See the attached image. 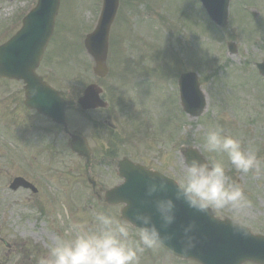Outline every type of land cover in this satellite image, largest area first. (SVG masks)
I'll use <instances>...</instances> for the list:
<instances>
[{
	"label": "rangeland",
	"instance_id": "obj_1",
	"mask_svg": "<svg viewBox=\"0 0 264 264\" xmlns=\"http://www.w3.org/2000/svg\"><path fill=\"white\" fill-rule=\"evenodd\" d=\"M33 1L0 0V33L16 29L21 15ZM234 1H231L227 27H215V31L196 0H120L118 13L121 17L112 27L110 41L113 42L117 33L116 47L110 57L116 71L111 66L110 76L99 83L92 74L93 61L84 49L83 39L97 21L101 0H60L54 33L56 37L58 33L61 35V42L59 36L58 39L55 37L49 49L51 53H48L49 58L58 57L55 65L47 67L45 72L49 77L60 79L55 83L61 90L62 79H65L64 83L70 84L68 91L71 87L72 94L77 91L74 98L79 93L76 88L90 82H98L115 94L114 106L109 113H93L86 121L88 127L82 128L83 132L89 131L90 126L96 128L98 122L104 121L109 123L112 133L123 132L128 136L121 147L118 140L108 137L98 136L94 141L96 146L104 147L103 152L97 153L93 165H88L90 174L99 185L111 187L119 181L111 158L106 157L111 142L121 148L115 159L128 156L174 179L184 161L181 146H194L207 159H222L228 180L239 184L243 190L246 204L239 209L223 210L218 217L239 220L253 233L264 234V91L258 95L255 87L264 80L262 83L254 74L246 79V70L237 68L243 67L241 64L250 58L257 61L264 58L261 48L264 38L258 35L243 43L242 39L246 38L237 32L232 21ZM145 2L152 5L145 7ZM248 6V11H258L257 20L263 16L264 0ZM255 28L264 31V22L255 24ZM248 30L252 32L250 28ZM204 32L208 33L204 37L196 35ZM171 33L176 34L173 39ZM230 41L236 42L239 48L235 55L227 52L226 44ZM249 42H253V46L247 45ZM178 54L189 70L199 73L202 91L206 95V109L198 118L182 114L180 110L176 80L182 67L174 74V65L180 60ZM254 79L258 81L252 82ZM48 83L55 88L52 82ZM6 88V94H16V90L21 89L17 85ZM2 96L0 93V98ZM67 98L73 99L69 95ZM7 99H0V106L6 108ZM14 110L11 114L20 116ZM107 114L109 118L105 117ZM0 119L8 122V116ZM77 120L72 119V123ZM215 121L217 125H214ZM212 126H220L243 147H251L260 166L248 173L239 172L226 156L204 151L203 138ZM3 135L4 138L0 135V264H29L27 258L18 254L26 238H46L51 240L48 244H53V238L65 233L73 223L86 230L94 229V211H104L119 218V207H106L97 199L86 180L87 167L69 153L65 140L59 142L62 145L58 159L48 163L21 144L6 147L7 134L3 132ZM15 175L32 180L41 190L40 194L11 190L6 179L10 177V182ZM61 215L62 220L58 219ZM3 240L13 246L7 247ZM147 250L142 252L139 264H196L166 252L152 249L149 254Z\"/></svg>",
	"mask_w": 264,
	"mask_h": 264
},
{
	"label": "water",
	"instance_id": "obj_2",
	"mask_svg": "<svg viewBox=\"0 0 264 264\" xmlns=\"http://www.w3.org/2000/svg\"><path fill=\"white\" fill-rule=\"evenodd\" d=\"M208 13L219 24H224L227 17L228 0H201ZM118 0H103V7L96 28L86 36L85 46L95 61L94 71L103 76L107 69L105 60L107 55V41L110 24L114 18ZM59 0H38L37 5L23 19L22 27L16 35L0 47V76L22 78L26 81V104L40 112L64 122L65 103L59 94L47 86L35 75V67L41 58L45 44L52 33L54 18L57 13ZM183 107L191 115H198L205 107L203 94L199 91L196 75L185 73L180 80ZM33 88L37 89L33 95ZM96 86L90 85L79 99L83 108L103 106L98 99ZM72 150L88 155L85 140L73 136ZM185 157L190 161L196 158L203 162L202 156L196 149L187 148ZM119 174L124 181L107 190L104 199L109 204L122 203L120 216L123 219L136 223L132 217L133 207L139 206L140 199L144 198L146 182L150 177L163 174L134 164L126 159L119 163ZM20 183L24 180L17 178ZM168 196H173L176 186L173 179L168 177ZM17 180V181H18ZM25 184V183H23ZM16 186V185H15ZM159 195H164L163 193ZM176 221L166 230L173 234V240L165 244V248L173 254L194 259L201 264H243L251 261L264 264V235H256L246 228L248 235L244 236L236 231L230 220L214 219L211 213L205 214L188 208L182 201H177ZM127 205V206H126ZM154 213L148 206L145 209ZM154 220L159 228L158 217ZM195 221V246L187 253L182 251L180 238L183 227ZM164 234V230H161Z\"/></svg>",
	"mask_w": 264,
	"mask_h": 264
},
{
	"label": "clouds",
	"instance_id": "obj_3",
	"mask_svg": "<svg viewBox=\"0 0 264 264\" xmlns=\"http://www.w3.org/2000/svg\"><path fill=\"white\" fill-rule=\"evenodd\" d=\"M32 91L36 95L37 89ZM203 147L208 153L226 156L239 172L248 173L260 166L256 152L251 147H243L220 126L207 130ZM168 180L162 175L159 179L156 176L149 178L144 198L132 209L135 224L104 211H94V229L86 230L80 224H71L65 233L55 237L39 264H139L144 249L165 247L173 240V234L166 230L176 221L177 201L197 212L211 213L214 219L223 210L239 209L246 204L242 188L228 180L222 159L206 158L201 162L196 158L189 161L186 157L179 175L173 180L176 186L173 196L167 195ZM161 193L164 195H159ZM148 206L154 209V213L142 210ZM154 214L158 217L159 228ZM58 219L62 220L63 215ZM233 226L242 235H248L239 220L234 221ZM195 228V221L183 227L180 243L185 253L195 246Z\"/></svg>",
	"mask_w": 264,
	"mask_h": 264
},
{
	"label": "flooded vegetation",
	"instance_id": "obj_4",
	"mask_svg": "<svg viewBox=\"0 0 264 264\" xmlns=\"http://www.w3.org/2000/svg\"><path fill=\"white\" fill-rule=\"evenodd\" d=\"M13 34L14 33H0V44L10 38ZM58 36L59 33L57 34V37L56 33H52L41 62L36 68V72L41 75L44 80L52 82L53 84H55L56 80L60 79L45 76V69L51 65H55L54 62L58 56L52 59L48 57V53H51L49 51L51 44L55 37L58 39ZM243 64L248 65L246 62H243ZM2 85H6L7 87L17 85L21 89H17L16 94L11 92L6 94V89L8 90V88ZM24 85L25 83L21 80L0 78V93L3 94L0 99L8 98L6 108L3 105L0 106V117L8 116V122H4L2 120L3 125H0V133L4 131L7 133L10 144L13 143L16 146L21 144L24 149L28 150L32 154L40 155L48 163H52L60 156L62 143L59 144V142L63 139L61 137L64 133L63 126L54 122L50 118L39 114L36 110L30 109L24 105ZM66 90L68 91V88H66ZM72 91L73 87H71L68 93L64 94L67 100V95L72 96ZM68 107L70 108V105ZM14 109L18 111L20 116L11 114ZM67 122L68 124H72V116L69 113L67 116ZM90 137L92 138V135ZM65 146H69V143L66 140ZM111 163L114 164L115 159H111ZM33 164L35 165V163ZM100 188L103 189V187H99V189ZM25 190L28 191L27 189ZM53 233L56 235L55 232ZM53 240H55V237ZM49 241L51 240L46 238H26V241L22 242V246L20 247L18 254L27 258L30 261L29 264H39L40 259L47 255L49 247L52 245L47 243ZM3 242L7 247L10 245L13 246V244L8 243L5 240H3Z\"/></svg>",
	"mask_w": 264,
	"mask_h": 264
}]
</instances>
